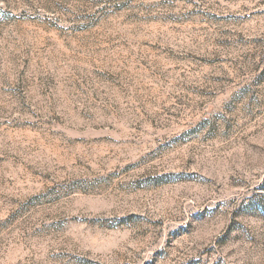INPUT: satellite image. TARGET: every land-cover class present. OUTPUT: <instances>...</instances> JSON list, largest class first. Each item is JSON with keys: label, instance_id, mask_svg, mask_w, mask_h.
Here are the masks:
<instances>
[{"label": "rangeland", "instance_id": "obj_1", "mask_svg": "<svg viewBox=\"0 0 264 264\" xmlns=\"http://www.w3.org/2000/svg\"><path fill=\"white\" fill-rule=\"evenodd\" d=\"M0 264H264V0H0Z\"/></svg>", "mask_w": 264, "mask_h": 264}]
</instances>
